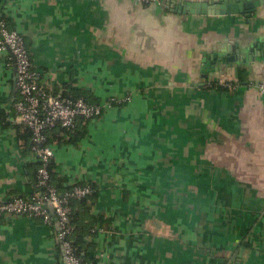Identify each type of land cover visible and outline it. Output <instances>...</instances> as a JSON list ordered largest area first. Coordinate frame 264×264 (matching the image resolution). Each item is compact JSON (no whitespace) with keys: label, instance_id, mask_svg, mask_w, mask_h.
Segmentation results:
<instances>
[{"label":"crops","instance_id":"obj_1","mask_svg":"<svg viewBox=\"0 0 264 264\" xmlns=\"http://www.w3.org/2000/svg\"><path fill=\"white\" fill-rule=\"evenodd\" d=\"M186 1L194 0H0L38 84L100 105L131 96L85 121L76 144L62 133L52 141L62 186L98 187L92 213L107 226L83 238L97 264H264V56L256 54L264 3L217 15L183 11ZM229 44L242 56L224 73L216 54ZM8 60L0 52V112L9 120L0 125V201L30 196L36 169ZM239 70L233 89L204 86ZM56 230L39 217L0 215V264H61Z\"/></svg>","mask_w":264,"mask_h":264},{"label":"built area","instance_id":"obj_2","mask_svg":"<svg viewBox=\"0 0 264 264\" xmlns=\"http://www.w3.org/2000/svg\"><path fill=\"white\" fill-rule=\"evenodd\" d=\"M141 3H160V0H137ZM0 52L8 53L9 64L15 65V90L17 98L13 109L17 121L31 132V156L38 162L36 185L44 191L31 199L13 197L0 201V215L39 217L45 223L50 222V215L56 220V241L61 247V264H88L83 261L69 241L73 231L69 224L71 206L70 198H79L90 194V185L74 184L69 191L61 195L58 188L50 181L48 168L54 157V146L47 141L46 132L54 127L63 128V135L73 133L79 119L91 120L100 116L103 106L119 105L129 102L130 95L112 96L104 104L90 103L82 97L64 96L62 93L52 94L47 88L38 84L36 71L33 70L29 49L23 36L15 28L10 29L5 21L0 20ZM233 78L225 75L216 80H209L204 86L211 87L214 82L233 88ZM258 89L264 93V82L257 83ZM49 204L52 211L47 207ZM112 234V233H110Z\"/></svg>","mask_w":264,"mask_h":264},{"label":"trees","instance_id":"obj_3","mask_svg":"<svg viewBox=\"0 0 264 264\" xmlns=\"http://www.w3.org/2000/svg\"><path fill=\"white\" fill-rule=\"evenodd\" d=\"M0 20L5 21L10 29L14 28L13 23L6 16H3V15L0 16ZM232 80H234L233 81V84H234L233 88H235L237 85H239V83H242V81H243L242 71L239 70L238 76L236 78H233ZM207 88L208 89H216L219 91H225V90L233 89V88H228L226 86H223L222 84H219L216 82H214L211 87H207ZM49 91L52 92V94H57V93L53 92L52 90H49ZM69 94H71L74 98L75 97H82L87 102L94 103L90 97L84 95L80 91L72 90V89L64 90V93H63L64 96H67ZM119 105H123V104H119ZM85 121H87V120L79 119L77 128L75 129V131L73 133H70L68 135L69 138H68V140H66V142L76 144L82 138L85 137V135L87 134V126H86ZM8 123H9V120H8L7 114L4 112H0V125L6 126ZM19 127L21 129L20 138L25 142V146L31 152V149H30L31 148V141H30L31 132L29 129L24 128L22 126V124L19 125ZM17 129H18V127H17ZM63 131H64V129L60 128V127H54L52 129L48 130L46 132L47 141L49 143H52V144H54V142H52L54 140L59 142L60 138L62 137L61 133H63ZM38 165H39L38 162H36L35 179L33 182V187H34L33 193L30 196H17V197L31 199L32 196H34V195L37 196L38 193L41 194L44 191L43 188H40L36 185V183H37L36 175H37ZM48 168L50 169V172H51V177H50L51 180L50 181L58 188L60 194L64 195V193L66 191H69L70 188H72V186H70V187L62 186L63 178H58V179L55 178L54 173H53V161L49 163ZM81 185H90L93 188V191L86 196L79 197V198H70L67 201V203L72 208V212L70 214V219H69V224H71L73 226V231L68 236V239L72 243V245L74 246L76 254L83 261L87 262L88 264H97L96 259L90 260V259H87V257H86V251L88 249H94L95 244L90 243V242H86V241H84L83 238L86 235L95 234L96 225L106 227L107 223H106V220L104 218V213H97V214L92 213L93 206L95 205V203L98 199V194H99L98 187L92 182L83 183ZM49 224H51L53 226H56V224H57L55 217L53 215H50ZM57 245H58V253H59V259H60L61 258V247H60L59 243H57Z\"/></svg>","mask_w":264,"mask_h":264},{"label":"water","instance_id":"obj_4","mask_svg":"<svg viewBox=\"0 0 264 264\" xmlns=\"http://www.w3.org/2000/svg\"><path fill=\"white\" fill-rule=\"evenodd\" d=\"M260 3H264V0H220L219 2H214L213 0H194L186 1L184 2V4H181L182 8H184L181 9L183 11H188L191 14L203 13L218 15L230 13H245L246 15H248ZM256 47L259 48V51L256 54L264 56V41L261 42V44H258V46L256 44ZM216 55L219 57L218 62L220 63L221 70L226 73V67L231 66L237 58L241 59L242 53L240 52V49L236 44H229L225 52H219ZM246 56L251 57V55L248 54ZM47 207L50 211H52V207L49 204H47Z\"/></svg>","mask_w":264,"mask_h":264}]
</instances>
